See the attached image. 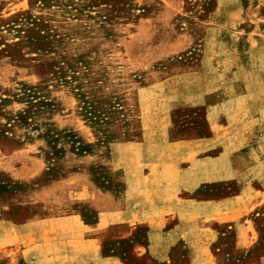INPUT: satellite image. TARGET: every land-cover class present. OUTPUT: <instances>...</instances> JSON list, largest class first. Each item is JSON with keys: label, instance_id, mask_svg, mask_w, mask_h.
Listing matches in <instances>:
<instances>
[{"label": "rangeland", "instance_id": "374dc122", "mask_svg": "<svg viewBox=\"0 0 264 264\" xmlns=\"http://www.w3.org/2000/svg\"><path fill=\"white\" fill-rule=\"evenodd\" d=\"M182 212L173 264H264V0H0V264H163Z\"/></svg>", "mask_w": 264, "mask_h": 264}, {"label": "crops", "instance_id": "0c3cea01", "mask_svg": "<svg viewBox=\"0 0 264 264\" xmlns=\"http://www.w3.org/2000/svg\"><path fill=\"white\" fill-rule=\"evenodd\" d=\"M234 201V200H232ZM233 203V202H232ZM226 213L223 214V217L224 219L222 221H227V222H230V219H231V215L233 214L234 212V206H232V208L229 209V211H224ZM182 216H178V218H176V221L174 224H171L170 227H168V229H161V227H157V228H154L152 229L151 232V244H150V249L153 250L154 252L156 253H159L161 255V258L160 256H157L159 258H157L159 261L162 260L163 264H173V262H176L174 261V256L172 257V245H174L176 242L180 241L181 238H185L184 237V234L182 233L183 232V212L181 213ZM170 216V215H169ZM170 218V217H169ZM165 219H166V216L163 214V215H156V220L157 221H163V224L165 223ZM167 221V220H166ZM234 228V226H233ZM155 229H160V230H155ZM155 230V231H153ZM215 237V236H214ZM158 254V255H159ZM163 256V257H162ZM212 256H208L207 253H205L203 259L200 260V264L203 263V262H212L213 259L211 258ZM164 259H166L164 261ZM109 261L111 259H108ZM178 261L181 263L182 260L178 259Z\"/></svg>", "mask_w": 264, "mask_h": 264}, {"label": "trees", "instance_id": "16d2710c", "mask_svg": "<svg viewBox=\"0 0 264 264\" xmlns=\"http://www.w3.org/2000/svg\"><path fill=\"white\" fill-rule=\"evenodd\" d=\"M93 0H91L92 2ZM47 3H48V0H47ZM83 111H84V114L88 116V118H90V121L94 122V123H98L99 121V118L96 117L97 115L93 112V110H91L90 106H84L83 107ZM78 149H82V147H78Z\"/></svg>", "mask_w": 264, "mask_h": 264}]
</instances>
